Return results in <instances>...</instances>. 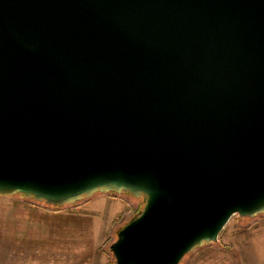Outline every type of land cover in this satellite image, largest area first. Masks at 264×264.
Returning a JSON list of instances; mask_svg holds the SVG:
<instances>
[{
	"label": "water",
	"instance_id": "obj_1",
	"mask_svg": "<svg viewBox=\"0 0 264 264\" xmlns=\"http://www.w3.org/2000/svg\"><path fill=\"white\" fill-rule=\"evenodd\" d=\"M109 193L113 264L264 215V0H0V197Z\"/></svg>",
	"mask_w": 264,
	"mask_h": 264
},
{
	"label": "rangeland",
	"instance_id": "obj_2",
	"mask_svg": "<svg viewBox=\"0 0 264 264\" xmlns=\"http://www.w3.org/2000/svg\"><path fill=\"white\" fill-rule=\"evenodd\" d=\"M116 200L126 201L120 212ZM141 208L126 194H96L58 208L0 197V264H113L109 245ZM179 264H264V215L232 216L215 242Z\"/></svg>",
	"mask_w": 264,
	"mask_h": 264
},
{
	"label": "crops",
	"instance_id": "obj_3",
	"mask_svg": "<svg viewBox=\"0 0 264 264\" xmlns=\"http://www.w3.org/2000/svg\"><path fill=\"white\" fill-rule=\"evenodd\" d=\"M123 203H126V201L125 200H116V201H114L113 202V207H116V208H118V210L120 209V207H122V205H123ZM124 206V205H123ZM121 210H119V212H120ZM118 214V213H117ZM8 230V229H7Z\"/></svg>",
	"mask_w": 264,
	"mask_h": 264
},
{
	"label": "trees",
	"instance_id": "obj_4",
	"mask_svg": "<svg viewBox=\"0 0 264 264\" xmlns=\"http://www.w3.org/2000/svg\"><path fill=\"white\" fill-rule=\"evenodd\" d=\"M110 194H114V193H110ZM46 206V205H45ZM55 208H58V207H55Z\"/></svg>",
	"mask_w": 264,
	"mask_h": 264
}]
</instances>
